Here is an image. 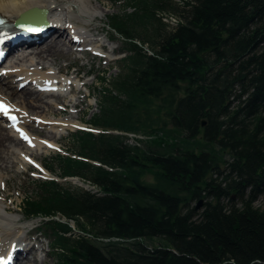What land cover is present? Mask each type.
<instances>
[{
    "label": "trees",
    "instance_id": "trees-1",
    "mask_svg": "<svg viewBox=\"0 0 264 264\" xmlns=\"http://www.w3.org/2000/svg\"><path fill=\"white\" fill-rule=\"evenodd\" d=\"M127 6L109 18L124 57L101 78L102 133L56 157L98 191L39 180L23 214L60 264H264V0Z\"/></svg>",
    "mask_w": 264,
    "mask_h": 264
},
{
    "label": "rangeland",
    "instance_id": "rangeland-1",
    "mask_svg": "<svg viewBox=\"0 0 264 264\" xmlns=\"http://www.w3.org/2000/svg\"><path fill=\"white\" fill-rule=\"evenodd\" d=\"M129 1L130 0H90L92 6H90L89 8H91V10L99 9V12L103 13V15L88 17L87 19L75 18L80 29H87L88 32L95 35V38H98L100 45L106 47L105 54H107V56L103 57L101 55L93 54V52L86 49V46H84V52H87L89 54L84 53L80 48H77L80 47L79 45L74 46L70 44V39L68 37L65 40V44L67 45V47H65V50L63 52L54 56H43L44 61L49 60V62H55V70L63 67L61 72L70 74V77H68V83L63 80H59L61 82H65L62 94H53L52 97L46 95L48 97L45 99V103H47V105L48 103H50V107L46 109V113L49 115L48 117L53 118L55 116L56 118H58L57 120H59V122H64L68 119H75L79 122L78 128L91 129L93 127L90 122L94 118V116L100 113L99 101L102 96L101 93L103 90L104 82L101 80V78H106L111 82L115 80V78H117L120 74L119 68L121 67V63L116 61L118 59L120 60L124 56L123 54H121V50L123 49L122 41L118 36L113 35V33L111 32L109 18L111 16H116L124 13L125 11H123V9L125 8L126 11L132 13V9H129V7L127 6ZM181 1L182 0H177L178 3ZM164 19L165 22L171 25L176 24V18H174L173 16H165ZM89 38L92 37L89 36ZM68 47L70 48L69 52H67ZM29 50L31 51L32 48ZM34 59L36 61L40 60V58L37 57H34ZM10 60L11 59L7 58L4 63L0 65V76H2L6 72L8 65L11 64ZM76 69L81 72L79 80L75 78V75L71 74ZM0 79L6 82L16 81V78L11 76L3 77ZM13 85L14 87H16L17 83H14ZM26 87L28 89H33L34 85L28 84ZM18 90H21V88H18ZM0 93L5 94L6 97L10 98L12 103L21 104V100L16 98V96H14L13 99L9 96L8 93L2 91L1 89ZM76 102H81L78 109H75L73 107ZM27 109H29L27 111V117L25 118L27 122L26 120L24 121L23 128L30 132L33 137H37L42 141L48 139L55 140L57 143L56 149L49 151V153L38 154L35 147H30L26 144L24 146H21L17 141L11 145L14 147L18 146L16 147L17 149H15L11 148L10 144L7 143V146L9 148L7 146L4 147V149L0 153V197L5 207L9 210V213L13 214L19 221L15 222L17 225L20 226L21 223H29L26 227H23L21 235L22 237L26 236V238L28 236L32 237L33 242H24L23 245H28L30 247L32 245L36 246L38 251L35 253V256L38 259L39 263L41 264L42 260H45L43 261V263L45 264H60L51 247L52 239L45 235V237H43V235L37 234L40 219L26 217L22 211V204L28 198V196H33V191H35L38 187L36 181L39 180H56L65 187H79L84 188L88 191H93L95 189H91L93 187L82 180L76 179V183L75 181H70L63 178L60 175L59 162L56 160V157L59 154L64 156L76 157V154H74L72 150V134H74L78 130V128L67 130L62 134V136L55 137V133L52 132L48 126L40 125L38 122L39 114L45 113L41 110H36L35 107L31 106H28ZM156 118L157 116L154 115V119ZM4 120L5 119H0L1 126L4 128V130L11 132V130L9 129V125H7ZM167 129L171 130L172 126L168 125ZM128 137V143L134 144V139L137 136L134 134H128ZM138 137L142 138L143 136L139 135ZM24 156H26L29 160H25ZM44 165L46 168L47 165L53 166L55 168V171H51L48 168L46 169ZM146 179L150 183L155 182L153 176L151 175L147 176ZM80 183H83V185H81ZM96 191L98 190L96 189ZM256 206L264 209V196L259 199V201L256 203ZM72 226L74 227V223H72ZM28 233L29 235L27 236ZM77 235H79V233H77ZM36 237L40 239L37 242L35 241V239H33Z\"/></svg>",
    "mask_w": 264,
    "mask_h": 264
},
{
    "label": "bare ground",
    "instance_id": "bare-ground-1",
    "mask_svg": "<svg viewBox=\"0 0 264 264\" xmlns=\"http://www.w3.org/2000/svg\"><path fill=\"white\" fill-rule=\"evenodd\" d=\"M90 6H92L90 0H0V15L5 19L6 25H11L24 13L30 10L40 8L48 10L47 26L39 31L27 32L26 34H30V40L27 43L13 46L12 44L14 41H18L22 37L16 36L13 40L3 42L2 36H0V49L4 50L7 53V58L11 59V64L8 65L6 72L0 76V78L7 76L16 78L15 82H6L0 79V89L8 93L11 98L16 96V98L21 100V104H14L5 94L0 93V104L7 106L9 109L8 113H15L20 117L19 125L13 127L7 121V116L3 112L0 113V119H5L4 122L7 125L9 124V129L11 130V132L4 130L0 124V153L4 147L7 146V143L11 146L17 141L21 146L26 144L30 147H35L38 154L49 153V151L56 149L57 143L55 140L48 139L42 141L37 137H33L30 132L23 128V123L26 120L27 111L29 110L27 109L28 106L35 107L36 110H41L45 113L39 114L38 122L40 125L48 126L51 131L55 133V137H60L67 130H73L79 127V122L75 119L59 122V120H57L58 118L55 116L53 118L48 117L49 115L46 113V109L50 107V103H48V105L45 103V99L48 97L46 95L52 97L53 94H62L65 82L68 83L70 74L62 73L63 67L55 70V62H49V60L44 61L43 56H54L63 52L65 47H67L65 40L68 37L66 35H69L68 31L72 34V37H74V35H79L81 37L86 35L83 41H92V43H94L93 50L99 51L96 49L100 46L98 38H95V35L88 32L87 29L83 27H81L83 29H80L76 22V19L79 18L87 19L88 17L103 15V13L99 12V9H97L98 11L91 10V8H89ZM5 31V29L0 30V34ZM73 31L78 32L73 33ZM4 36H6V33ZM89 36L92 38H89ZM70 44L74 46L79 45L80 47L77 48H80L83 52L85 50L84 42L75 43L71 38ZM10 45L11 47H8ZM69 47L67 48V52H69ZM31 48L32 50L30 51L29 49ZM34 57L40 58V60L36 61ZM71 74L75 75L76 79H79L81 72L76 69ZM14 83H17L16 87H14ZM28 84L34 85V88L28 89L26 87ZM18 88H21V90H18ZM80 104L81 102H76L73 107L78 109ZM22 133L26 134L28 139H24ZM16 147L11 146V148L17 149ZM24 159L29 160L26 156H24ZM16 221H18L17 218L9 213V210L5 207L0 197L1 264H40L35 256V253L38 251L36 246L32 245L30 247L28 245H23L27 240L25 239L26 236L22 237L21 232L23 231V227H26L29 223H21L19 226L15 223ZM28 235L29 233L27 236ZM33 239L37 241L40 240L37 237ZM43 261L45 260H42L41 264Z\"/></svg>",
    "mask_w": 264,
    "mask_h": 264
},
{
    "label": "snow or ice",
    "instance_id": "snow-or-ice-1",
    "mask_svg": "<svg viewBox=\"0 0 264 264\" xmlns=\"http://www.w3.org/2000/svg\"><path fill=\"white\" fill-rule=\"evenodd\" d=\"M28 30L29 31H35L36 29L29 28ZM8 111H9V109L7 108V106H5L3 104H0V112H3L5 115H7L8 114ZM13 119H14V117H13ZM22 137L24 139H28L27 135L26 134H23V133H22Z\"/></svg>",
    "mask_w": 264,
    "mask_h": 264
},
{
    "label": "water",
    "instance_id": "water-1",
    "mask_svg": "<svg viewBox=\"0 0 264 264\" xmlns=\"http://www.w3.org/2000/svg\"><path fill=\"white\" fill-rule=\"evenodd\" d=\"M41 13L43 14V20H44V22H46V16H47V14H48V10L44 9V10L41 11ZM202 125L205 126V121H203ZM80 184L83 185L82 183H80ZM203 203H204L203 201H200V202L198 203L196 209H197V210L201 209L202 206H203Z\"/></svg>",
    "mask_w": 264,
    "mask_h": 264
}]
</instances>
